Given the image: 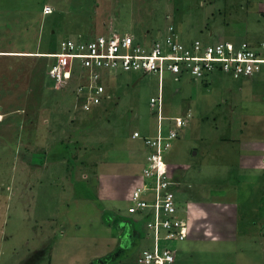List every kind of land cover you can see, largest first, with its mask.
<instances>
[{"label": "rangeland", "instance_id": "1", "mask_svg": "<svg viewBox=\"0 0 264 264\" xmlns=\"http://www.w3.org/2000/svg\"><path fill=\"white\" fill-rule=\"evenodd\" d=\"M170 26L183 42L248 41L259 50L264 0H0V51L30 52L0 54V264H138L152 244L141 230L150 214L133 211L130 196L152 152L143 136L156 134L157 112L166 117L161 135L183 120L160 153L175 213L187 222L194 192L216 203L196 222L199 241L168 244L170 264H264V163L256 166L264 162V67L236 74L212 63L200 78L103 74L104 99L91 111L81 108L78 80L60 91L45 85L46 54L63 38L118 31L149 45ZM202 149L222 151L226 162L205 156L207 171L189 181ZM246 153L253 166L240 168L237 154ZM227 190L238 215L224 207L234 197Z\"/></svg>", "mask_w": 264, "mask_h": 264}, {"label": "built area", "instance_id": "2", "mask_svg": "<svg viewBox=\"0 0 264 264\" xmlns=\"http://www.w3.org/2000/svg\"><path fill=\"white\" fill-rule=\"evenodd\" d=\"M52 11L50 6L43 8V14ZM155 37L149 45L145 40L138 43L131 34H119L118 31L96 37L63 38L59 40L57 51L46 54L48 85L52 90L59 91L78 80L74 91L78 90L79 95L83 96L81 108L91 111L104 99L101 97L102 93L104 95L103 74L129 70L141 75L155 73L162 77L165 72H169L200 78L212 63H222L225 69L231 66L236 74H248L264 67L263 43L257 45L260 47L258 50L255 47L257 43L248 41L240 44L232 41L208 44L199 39L183 42L173 33L172 26L165 35L156 31ZM75 68L80 72L74 71ZM159 114L157 112L156 134L152 137L143 136L152 152L146 156L147 163L140 170L142 180L130 196L133 211L147 209L150 214L149 218L143 214V226L145 233L151 235L152 244L149 249L141 251L137 258L138 264L172 263L174 257H171L168 244L183 241L188 232L187 222L175 213V198L170 188L174 180L167 171L169 166L166 168L160 159V153L171 146L183 120L179 116L175 117L173 129L161 135L162 120L166 121V117ZM134 136L142 137L137 132H134Z\"/></svg>", "mask_w": 264, "mask_h": 264}, {"label": "crops", "instance_id": "3", "mask_svg": "<svg viewBox=\"0 0 264 264\" xmlns=\"http://www.w3.org/2000/svg\"><path fill=\"white\" fill-rule=\"evenodd\" d=\"M0 52H4V51H0ZM30 53V52H29ZM28 53V54H29ZM143 75H141V77H142ZM139 79H137L133 84H135L137 81H138ZM45 85H47L46 84V82H45ZM108 86V85H107ZM110 87H111V85H110ZM115 87V86H114ZM106 89H107V87H106ZM62 90V89H61ZM60 91V90H59ZM107 92H108V94H109V98L111 99L112 98V95H111V93H110V90L108 91V89H107ZM232 138H234V136L232 137ZM227 139V138H226ZM222 140H224V139H222ZM251 142V141H250ZM249 143V142H248ZM245 148H247V146L245 147ZM236 149H237V147H236ZM241 149V148H240ZM244 150V149H243ZM238 151V150H237ZM256 152H258V151H256ZM252 154V153H251ZM250 153H246V154H237V159H239V161L241 160V161H244V162H246V164L245 165H239L238 163V167H240V168H246V166L247 167H249V166H253V164H250V163H247V156H250L251 155ZM207 155H211V156H215V158H217V159H220L221 161L222 160H225V162H226V156H228V155H223L222 154V151H220V150H218V149H211L210 151H204L203 149L202 150H198V152H194V154H193V157H194V159H195V163H194V167H193V169H192V174H190V176H189V181L191 180V179H195L198 175H200L201 173H203V172H206L207 170L206 169H208V166H206V165H200V161H201V159L202 158H204L205 156H207ZM197 158V159H196ZM146 160V159H145ZM145 160H144V162H145ZM264 162L262 161V160H260V162L256 165V166H258V165H260V164H263ZM146 165V164H145ZM223 164H221V166H222ZM143 167V166H142ZM210 168H212L211 166H210ZM191 183H193V181H191ZM190 183V184H191ZM174 185V184H173ZM176 186H177V184H176ZM219 192V191H218ZM226 192H229V196L230 195H233L234 197L233 198H231V200L233 201L232 203H231V201L230 202H227V201H225V204L226 205H224V207L226 206V207H229V208H233V210H234V213H236V215H238V207H239V200H238V198L236 197V193H234V192H231V191H229V190H227ZM219 194L220 195H218L217 196V198H220V196H222V194L223 193H220L219 192ZM228 194V193H227ZM198 196V198H196ZM189 201H188V203H187V207H188V209H187V215H186V217H187V225H188V232H189V235H188V238L189 239H192V241H199V239H200V237H201V226L199 227V226H197L196 225V222L199 220L200 221V219H202L201 217H207V215H212L213 214V211H211L212 210V207H215L216 206V203L214 202V200L212 199L211 200V202H208V201H206L205 200V198L203 199V200H201V197H200V194L199 195H197L196 194V192H194L190 197H189V199H188ZM224 200V199H223ZM245 202V201H244ZM241 203V202H240ZM190 205H192L191 207H193V209L192 208H189V206ZM237 205V206H236ZM215 212H216V214H218L217 212H218V210L216 209L215 210ZM244 213V212H243ZM224 230V229H223ZM186 239V238H185ZM187 249H189L190 251H189V253H190V255L192 256V251H193V249H195L194 248V246L193 245H189V247L187 248ZM116 252V251H115ZM120 256V255H119ZM178 256H180L181 257V254L179 253V254H177V258H178ZM109 260H113V259H110L109 258ZM175 261H176V257H175Z\"/></svg>", "mask_w": 264, "mask_h": 264}, {"label": "bare ground", "instance_id": "4", "mask_svg": "<svg viewBox=\"0 0 264 264\" xmlns=\"http://www.w3.org/2000/svg\"><path fill=\"white\" fill-rule=\"evenodd\" d=\"M0 54L20 55V54H28V53H22V52H0ZM35 55H42V56H44L45 54H42L41 52H37V53H35Z\"/></svg>", "mask_w": 264, "mask_h": 264}, {"label": "clouds", "instance_id": "5", "mask_svg": "<svg viewBox=\"0 0 264 264\" xmlns=\"http://www.w3.org/2000/svg\"><path fill=\"white\" fill-rule=\"evenodd\" d=\"M51 14V13H50ZM137 222V221H136ZM142 225V224H141ZM143 226V225H142ZM143 228H144V226H143ZM141 230H142V232H143V237H145V235H146V233H145V228H144V230L141 228ZM142 251V250H141ZM141 253V252H140Z\"/></svg>", "mask_w": 264, "mask_h": 264}, {"label": "trees", "instance_id": "6", "mask_svg": "<svg viewBox=\"0 0 264 264\" xmlns=\"http://www.w3.org/2000/svg\"><path fill=\"white\" fill-rule=\"evenodd\" d=\"M44 15H48V14H44ZM258 42V41H257ZM260 42V41H259ZM47 85L46 86H49L48 85V83H46ZM136 229H138V227L136 228ZM189 229V228H188ZM131 230H132V228H131ZM187 235H189V232H187Z\"/></svg>", "mask_w": 264, "mask_h": 264}]
</instances>
